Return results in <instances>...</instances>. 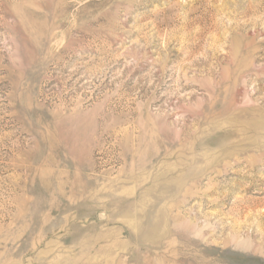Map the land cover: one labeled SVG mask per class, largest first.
<instances>
[{
  "label": "rangeland",
  "instance_id": "rangeland-1",
  "mask_svg": "<svg viewBox=\"0 0 264 264\" xmlns=\"http://www.w3.org/2000/svg\"><path fill=\"white\" fill-rule=\"evenodd\" d=\"M0 264H264V0H0Z\"/></svg>",
  "mask_w": 264,
  "mask_h": 264
}]
</instances>
